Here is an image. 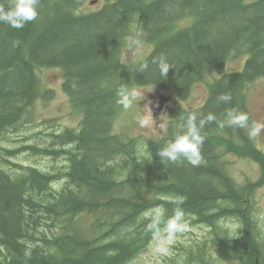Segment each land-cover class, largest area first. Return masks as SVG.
I'll return each instance as SVG.
<instances>
[{"label":"trees","instance_id":"1","mask_svg":"<svg viewBox=\"0 0 264 264\" xmlns=\"http://www.w3.org/2000/svg\"><path fill=\"white\" fill-rule=\"evenodd\" d=\"M104 1L85 12L83 0H41L37 19L23 28L0 23V264H130L156 239L144 212L161 209L167 219L181 196L184 215L194 216L184 217L187 223H234L229 244L219 237L220 254L228 244L241 264H264L251 199L264 179L236 183L219 150L257 161L264 171V152L248 129L207 125L198 167L183 159L162 163L157 154L190 112H213L223 120L236 107L253 122L247 89L264 71V0ZM184 20L189 23L180 25ZM134 23L153 48L126 67L121 52ZM161 54L175 66L166 78L151 63ZM233 57H246L242 70L227 69ZM144 60L145 73L137 70ZM44 67L63 70L64 90L81 119L76 127L56 130V124H44L12 147L4 132L18 131L30 106L52 96L38 73ZM212 75L205 103L172 118L166 136L148 141V154L138 139L115 133L120 86L152 84L187 98ZM225 92L232 101L218 103ZM30 157L47 158L50 167L29 163ZM84 214L87 230L79 223ZM178 243L169 264L209 263L207 237L196 248Z\"/></svg>","mask_w":264,"mask_h":264},{"label":"rangeland","instance_id":"2","mask_svg":"<svg viewBox=\"0 0 264 264\" xmlns=\"http://www.w3.org/2000/svg\"><path fill=\"white\" fill-rule=\"evenodd\" d=\"M93 0H83V10L85 12L99 9L103 1L98 0L93 4ZM189 20H184L180 25L188 24ZM139 32V25L134 23L128 30V34L125 37L124 45L121 52V60L124 66L129 67L135 65L138 61L146 57L153 48V44L142 38L143 47L140 48L135 55H133V47L131 42L135 39L136 34ZM140 33L143 34L141 31ZM245 58V57H244ZM243 57H233L227 63L228 70L240 71L244 61ZM244 67V66H243ZM242 70V69H241ZM40 75L42 86L45 89L52 90V96L48 98L40 97L36 102L30 106L29 112L22 120L21 127L18 131L9 127L5 132V137L12 138L9 142L12 147H20L23 144V138L25 135L35 134L39 129L43 128L44 124H56L53 130L63 129L65 127H76L79 124L81 115L78 114L72 106L69 95L66 93L63 87L64 75L63 70L57 67H44L38 70ZM214 75H217L216 73ZM219 76V75H218ZM212 76H209L205 81L196 83L187 98H180L171 95L164 89L152 84L132 85L129 89L137 90L141 93V96L146 93V97L143 100L136 98L133 100V107L129 110H123L122 106L118 103L117 98V111L114 117V131L119 135H123L128 138H135L140 141L141 149L144 154H148V141L157 140L167 135L168 128L172 118H180L184 115L186 110H192L194 108L201 107L208 97V82L212 81ZM149 91V92H148ZM248 105L251 110L254 121H264V73L254 80L247 89ZM148 100L152 101L150 107L153 109V116L166 123V130L159 129H146L141 128L139 125V119L144 112V103ZM47 121V122H46ZM256 145L264 151V133L256 138H252ZM224 154L222 159L226 162L229 174L234 180L240 184L245 185L249 182H256L262 177L264 179L263 169L250 158L239 157L234 153L228 152L225 147L219 148ZM27 152V147L22 153ZM29 163L37 164L38 166L50 167V160L47 158H35L30 157ZM249 202L250 198L246 197ZM254 209L255 219L258 221L255 223L257 227L258 236L261 237L260 241L264 242V181L259 185L251 196ZM161 211V209H158ZM189 220H193L194 216L184 215ZM238 221L243 227L242 220L237 217ZM197 224L187 223L186 231L176 234L172 243L168 245V252L166 255H159L155 252L156 239H154L146 250L143 251L135 260L130 264H169L167 256L177 255L179 250L173 245L179 244L178 240L186 243H191V246L196 248L197 243L202 244L205 237L208 238V247H205L211 256H207L208 264H241V261L236 258V254L229 249L228 239L231 237L234 223L230 220H222L217 224L215 228L209 224L199 221L197 218ZM80 227L87 230L90 223V218L85 214L79 218ZM227 232L229 234H227ZM219 237H224L228 241L227 246L223 249V254L219 245L223 246L219 240ZM163 239H167V236H162ZM151 241V240H150ZM149 242V241H148ZM148 244V243H147ZM181 264H201L198 260L192 259L182 260Z\"/></svg>","mask_w":264,"mask_h":264},{"label":"clouds","instance_id":"3","mask_svg":"<svg viewBox=\"0 0 264 264\" xmlns=\"http://www.w3.org/2000/svg\"><path fill=\"white\" fill-rule=\"evenodd\" d=\"M41 0H3L0 2V23L8 24L11 28L21 29L25 24L37 19L39 15ZM143 34L138 32L135 39L131 42L133 47V55L143 47ZM152 64H156L161 77L166 78L170 67H175L170 63L167 57L163 54L152 57ZM149 68L147 60L141 61L137 70L145 73ZM149 92V91H148ZM118 103L123 110L127 111L133 107V100L140 98L145 99L146 93L141 96V93L134 89H129L126 85H122L117 90ZM232 101L230 92L221 93L217 96L218 103L229 104ZM151 100L144 103V112L139 119L141 128L166 130L167 125L162 120L157 122L153 116V109L150 107ZM250 117L247 112L241 111L236 107L229 109L225 113L223 120L213 112L207 114L193 111L181 118V123L178 125V131L174 134V138L168 141L164 146L157 150V154L162 163H175L181 159L186 160L193 167L200 166L203 161L201 149L205 142L204 129L207 125L216 123L220 128L236 127L240 129H248V135L256 138L264 133V121H254L249 123ZM186 197H178L173 203L176 207L172 211V215L167 219L164 214L158 210H146L144 218L148 220L147 227L156 237L155 252L159 255H166L168 245L172 243V239L176 234L186 231L184 223V212L180 205L183 204ZM162 236H167L163 239ZM31 253L25 252V256L30 258Z\"/></svg>","mask_w":264,"mask_h":264},{"label":"water","instance_id":"4","mask_svg":"<svg viewBox=\"0 0 264 264\" xmlns=\"http://www.w3.org/2000/svg\"><path fill=\"white\" fill-rule=\"evenodd\" d=\"M96 1H93V3H95Z\"/></svg>","mask_w":264,"mask_h":264}]
</instances>
